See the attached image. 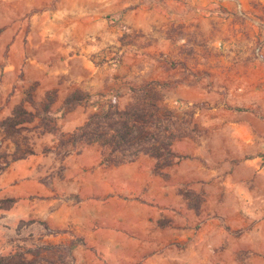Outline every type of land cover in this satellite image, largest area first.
I'll return each mask as SVG.
<instances>
[{
	"label": "rangeland",
	"instance_id": "obj_1",
	"mask_svg": "<svg viewBox=\"0 0 264 264\" xmlns=\"http://www.w3.org/2000/svg\"><path fill=\"white\" fill-rule=\"evenodd\" d=\"M10 1L29 8L19 79L0 81V122L19 104L30 121L9 136L0 128V152L33 153L0 171V256L34 264H264V33L253 28L264 31V20L242 18L238 38L217 25L220 34L198 38L171 16L178 0ZM149 82L161 83L156 103L173 111L164 125L181 134L171 164L155 169L143 153L106 162L105 146L71 145L69 134L90 115L107 105L125 109ZM72 94L81 101L65 104ZM123 165L131 170L109 172ZM98 192L125 217L127 228L110 240L90 238L82 214ZM73 242L67 255L62 246Z\"/></svg>",
	"mask_w": 264,
	"mask_h": 264
},
{
	"label": "trees",
	"instance_id": "obj_2",
	"mask_svg": "<svg viewBox=\"0 0 264 264\" xmlns=\"http://www.w3.org/2000/svg\"><path fill=\"white\" fill-rule=\"evenodd\" d=\"M157 86H161V83L149 82L140 89L134 90L136 95L133 102L123 110L107 105L105 109L90 115L83 125L69 134L68 141L71 145L85 141L89 144L98 143L107 147L109 153L104 157L106 162H121L114 160L117 154L119 160H133L139 153H143L155 158V169L171 164L173 158L177 156L171 147L172 140L181 134L173 133L168 124L164 125L165 120L167 122L172 120L173 111L166 106L157 105L156 101L160 99L156 91ZM80 101L79 95L72 94L67 97L65 104L69 105ZM49 102L43 108L45 113L48 112ZM197 109L196 106L188 111L189 117ZM24 114L26 113L22 109V105H17L12 114L0 122L2 132L9 136L25 129L23 123L29 122L30 118L24 117ZM26 152L33 153L23 150L22 154L17 155L16 151L13 153L1 151L0 171L5 169L10 161L23 158ZM43 225L50 231L46 222H43ZM74 245L73 242L68 246H62L64 253L68 255ZM14 256L16 254L0 256V264H9L10 262V264H34V260L13 259Z\"/></svg>",
	"mask_w": 264,
	"mask_h": 264
},
{
	"label": "crops",
	"instance_id": "obj_3",
	"mask_svg": "<svg viewBox=\"0 0 264 264\" xmlns=\"http://www.w3.org/2000/svg\"><path fill=\"white\" fill-rule=\"evenodd\" d=\"M177 5L178 9L169 10L171 16L178 22L184 23L185 29L195 33L198 38H202L203 31L206 34L211 33L212 30L218 32L215 25L220 30L232 33L238 38L242 30V18L254 24H258L261 19L264 20V0H178ZM27 8L29 6L24 1L0 0V81L3 86H9L19 79L17 74L20 72L21 65L18 55L25 51L23 38L26 32ZM246 20L243 21L246 22ZM253 28L256 35L261 36L264 33L255 25ZM218 33L220 34L221 31ZM5 52L11 55L7 60L2 56ZM200 67L198 64L197 68ZM37 69L40 70V67ZM29 78L35 79L36 75L33 74ZM19 98L15 101H19ZM122 168L131 170V167L123 165L109 168V172L113 174L121 171ZM104 171V167L98 166L97 174L100 175ZM105 197L106 195L102 193H94L93 197L85 203L86 210L82 214L88 216L90 238L95 236L109 239L113 234H117L116 230L127 228L126 225H122L125 224V217L114 205L116 200H107ZM142 218L144 219L141 220V229L147 232L149 223L143 213ZM130 226L135 225L130 224L129 229H131ZM120 237L123 240L129 239L130 243H133V237L129 235L120 233Z\"/></svg>",
	"mask_w": 264,
	"mask_h": 264
}]
</instances>
